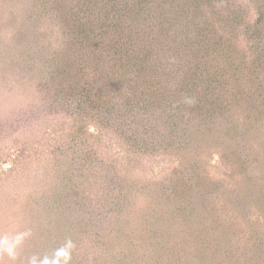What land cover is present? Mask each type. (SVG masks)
Listing matches in <instances>:
<instances>
[{
    "label": "trees",
    "instance_id": "1",
    "mask_svg": "<svg viewBox=\"0 0 264 264\" xmlns=\"http://www.w3.org/2000/svg\"><path fill=\"white\" fill-rule=\"evenodd\" d=\"M17 3L0 0L12 27L6 43L0 25L1 73L28 77L40 122L67 121L29 156L53 177L48 199L32 202L51 208L23 229L36 227L24 236L44 239L48 264H66L61 252L79 239L103 259L120 249L117 264H149L142 248L159 243L160 264H264V0ZM107 137L129 172L99 154ZM214 154L228 165L216 177ZM162 156L176 163L169 176L134 177L132 165ZM253 205L261 221L239 223ZM38 248L27 264H42Z\"/></svg>",
    "mask_w": 264,
    "mask_h": 264
},
{
    "label": "rangeland",
    "instance_id": "2",
    "mask_svg": "<svg viewBox=\"0 0 264 264\" xmlns=\"http://www.w3.org/2000/svg\"><path fill=\"white\" fill-rule=\"evenodd\" d=\"M240 1L247 5L249 0ZM22 2L23 0H18L17 6H21ZM16 8L18 10L17 17H20L22 12L27 14V10L19 7ZM246 8H248V6ZM7 15L8 13L6 10H3L0 6L1 26H6ZM251 17L254 18L255 15H251ZM11 30L12 27L9 23L8 28L2 31L1 37L7 39L6 43H8V40L9 42L12 41ZM240 46L242 48L245 47V40L243 38L240 39ZM9 72H11L10 69L7 75H5L4 71L1 73L0 70V264H27L28 259L33 258H27V256L33 253L36 245L39 246L36 253L38 260H41L42 264H48V244L44 245V239H36L39 235L37 237L32 236V238L24 236V233L29 234L36 230V227L23 229L26 226L25 220H30L34 216L31 215V212H39L40 210L43 212L45 209L49 210L51 208L46 207L47 203L45 206H32V202H36V200L39 201V198L41 200V197L48 199V193L50 192L49 181H52L53 177L47 176L46 173L42 172L44 171L43 168H45L43 164L38 160L31 161L29 156L33 155V157H36L37 155H41V151H37L38 149H43V146H40L41 144L38 143L39 140L43 136H56L55 133L65 128L67 121L63 117H59L57 120L51 122L50 126L47 124V121L43 120L40 122L38 120L39 118L33 115L38 114L37 111L40 112L42 109L38 108L34 103L33 105H29V102L25 99V90L23 88L28 89V77H26V80L22 78V80H20ZM31 106L34 108H30ZM43 112L45 111L43 110ZM31 116L33 118H31ZM29 122L32 123V126L25 125L27 127L24 129L25 132H20V128L25 127L23 124H29ZM35 126H37L36 132L34 130ZM36 133L38 134L35 135ZM256 143L257 142H255V144ZM256 151H260L261 153L259 148ZM124 153L125 151L120 147V144L108 137L104 141V146L99 150V154L104 159L110 160L115 158L119 160L118 169L125 174V171L128 170L129 172L130 169L128 168V161L123 157ZM45 156H50V153L49 155L46 153ZM210 163L211 174L215 177L221 175L228 167L225 160L218 154H214L210 158ZM175 164L176 163L171 161L170 158L164 156L157 158L145 157L138 166L132 165V168L138 172L137 174L135 173L134 176L137 180L149 179L153 181L156 180V183H158L169 176ZM36 174L38 175L35 176ZM45 175L46 177H44ZM39 178L41 179L39 180ZM43 179L45 181L42 184ZM252 208L253 209L246 213L248 214L247 216H245L243 212L238 215L236 220L238 222L240 221L239 223H241V221L244 222L245 226L248 225L249 215L251 217L249 224H255L256 220L261 221L262 216L260 215V209L257 208L256 205H253ZM246 217L247 220L245 219ZM45 218H48V216L46 215ZM263 230L264 225L262 231L260 230V234ZM63 236L64 234L60 238L55 237V239H76L73 233H71L70 236ZM45 239H54V237L48 235L45 236ZM79 240L82 241L80 244L76 243L73 246H68L67 249L61 252L63 255L62 260H65L66 264H117V261H115L117 259L112 258L120 256V249L116 250L112 244L107 246V250L112 258L103 259L100 256L101 254L98 255V252L105 253V249L101 248V250H98L97 247L89 245L90 241L85 244L87 239ZM199 240L200 239H198V241ZM179 241H181V239H172L170 248L173 249L172 245H175V248H178L180 252H184L183 246L182 248L180 247ZM199 242L202 243V241ZM210 243L216 246L212 241H210ZM204 246L206 247V244ZM146 248L149 251L145 252ZM161 249L162 245L160 243L143 247L142 252L146 258L143 263L151 262L149 264H160L162 257H159L158 253ZM188 253L195 256L197 251L193 252L189 250ZM189 257L192 259L191 256ZM237 259H239V257H237ZM250 263L254 264L255 259H251ZM195 264H198L197 260Z\"/></svg>",
    "mask_w": 264,
    "mask_h": 264
}]
</instances>
